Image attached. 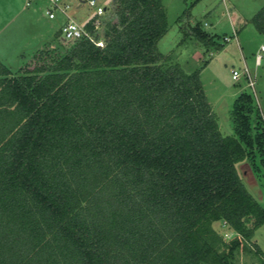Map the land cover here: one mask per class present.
Segmentation results:
<instances>
[{"label":"trees","instance_id":"1","mask_svg":"<svg viewBox=\"0 0 264 264\" xmlns=\"http://www.w3.org/2000/svg\"><path fill=\"white\" fill-rule=\"evenodd\" d=\"M106 14L104 47L0 60V264H239L246 251L264 264V207L240 170H264L254 94L224 131L199 71L157 48L162 0H112ZM251 21L264 34V6Z\"/></svg>","mask_w":264,"mask_h":264},{"label":"rangeland","instance_id":"2","mask_svg":"<svg viewBox=\"0 0 264 264\" xmlns=\"http://www.w3.org/2000/svg\"><path fill=\"white\" fill-rule=\"evenodd\" d=\"M70 1V0H69ZM72 0L70 15L80 24L87 23L96 8L88 1ZM108 6L112 0H96ZM166 10L168 31L157 44L159 52L168 55L187 71H199L206 96L218 115L224 131L232 133L233 104L243 91L254 94L264 119V34L252 23V17L264 6V0H162ZM80 8H76L78 5ZM48 0H0V60L14 69L30 66L34 53L47 43L69 47L60 36L61 14L51 19L47 14ZM108 18L105 13L104 20ZM87 21V22H86ZM201 24L215 47L190 36V26ZM229 38V40L226 39ZM209 42V39H208ZM207 42V43H208ZM208 43L209 45H211ZM263 58L258 65L256 57ZM34 65V64H33ZM251 73L253 85L241 76L232 78V70ZM241 164L240 170L249 190L264 207V170ZM224 232H229L226 227ZM231 237V233L229 232ZM253 243L264 253V224L255 230ZM256 249V247H253ZM264 259V254L263 257ZM239 264H259L252 252L238 253Z\"/></svg>","mask_w":264,"mask_h":264},{"label":"built area","instance_id":"3","mask_svg":"<svg viewBox=\"0 0 264 264\" xmlns=\"http://www.w3.org/2000/svg\"><path fill=\"white\" fill-rule=\"evenodd\" d=\"M87 1L90 6L96 8V12L91 18L93 19V31L88 30L85 24H80L73 19L69 12L71 9V3L66 2L65 0H48L47 14L51 19L57 18L58 14H61L64 17L65 20L60 27V36L63 41H75L82 38H89L97 46L104 47L103 17L106 13V7L99 6L96 0ZM226 39L229 40L228 37H226ZM261 51L264 52V45L261 47ZM262 58V54L259 53L256 57L258 65L261 63ZM241 76H245L251 85L254 84L251 73L248 69H245L243 73L237 69L232 70V78L234 80H238Z\"/></svg>","mask_w":264,"mask_h":264},{"label":"crops","instance_id":"4","mask_svg":"<svg viewBox=\"0 0 264 264\" xmlns=\"http://www.w3.org/2000/svg\"><path fill=\"white\" fill-rule=\"evenodd\" d=\"M65 1H66V2H69V3H72V0H70V1H69V0H65ZM81 6H82V5L80 4V5H78L76 8H80ZM59 15H60V14H59ZM59 15H58V16H59ZM61 16H62V15H61ZM62 18H63V20H62V22H61V24H60V27H61V25L63 24V22H64V20H65L63 16H62ZM55 19H56V18H55ZM86 22H87V21H86Z\"/></svg>","mask_w":264,"mask_h":264},{"label":"water","instance_id":"5","mask_svg":"<svg viewBox=\"0 0 264 264\" xmlns=\"http://www.w3.org/2000/svg\"><path fill=\"white\" fill-rule=\"evenodd\" d=\"M87 0H84L83 2H86Z\"/></svg>","mask_w":264,"mask_h":264}]
</instances>
